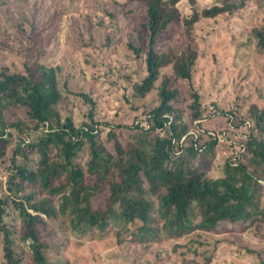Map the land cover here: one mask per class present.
I'll return each mask as SVG.
<instances>
[{
  "label": "trees",
  "instance_id": "16d2710c",
  "mask_svg": "<svg viewBox=\"0 0 264 264\" xmlns=\"http://www.w3.org/2000/svg\"><path fill=\"white\" fill-rule=\"evenodd\" d=\"M183 1L190 13L181 11ZM248 1H115L108 17L116 19L114 11L142 17L135 36L116 41L106 33L100 44L94 42L91 83L81 76L88 81L87 91L78 86L80 76L74 72L83 69L75 60L69 63L76 53L62 65H46L29 49L23 70L0 66V142L15 140L3 161L0 264H48L50 245L42 233L48 227L141 244L135 264H169L161 242L171 239L178 262L188 264L192 260L185 252L201 247L204 254L203 239L210 231L264 225V107L251 103L248 115L241 117L234 111L210 112L191 83L195 50L188 44L178 52L162 45L175 26L189 34L202 18L238 11ZM252 1L263 7V0ZM250 31L255 50L263 52L264 15ZM100 71L112 86L123 77L135 98L153 93V102L136 104L125 95L127 101H119L111 117L99 118L92 95ZM183 81L186 113L179 106ZM71 95L88 103L79 124L72 116ZM215 113L226 117L225 128L239 132L237 137H228L223 129L220 139L203 128L204 119ZM102 127L112 141L109 147L101 138ZM218 147L228 156L221 169L210 173L205 161ZM12 214L14 224L5 220ZM179 239L186 241L173 242Z\"/></svg>",
  "mask_w": 264,
  "mask_h": 264
},
{
  "label": "rangeland",
  "instance_id": "374dc122",
  "mask_svg": "<svg viewBox=\"0 0 264 264\" xmlns=\"http://www.w3.org/2000/svg\"><path fill=\"white\" fill-rule=\"evenodd\" d=\"M115 1L123 0H0V66H8L10 70H23V62H29V49H33L32 56H37L46 65H62L63 59L67 61L76 53L69 63L75 60V64L83 69L82 74L78 69L74 71L80 76L77 83L82 90H89V67L95 56L94 42L96 45L100 44L101 34L105 36L106 33L116 41L123 40L127 35L135 36L134 29L142 17V13H138L137 18L132 13L125 17L122 13L117 14L118 11H114L116 19L108 17L107 12L112 10ZM198 1L200 5H205L212 0ZM261 4L262 8L257 2L249 0L238 11L202 18L189 34L183 27L175 26L165 35L166 40L162 43L165 48L170 47L178 52L188 44L195 50L197 58L191 83L201 93L203 105L212 109L210 112L217 109L224 113L234 111L236 116L241 117L248 115L251 103L264 107V51L255 50V41L250 31V27L263 19L264 0ZM179 6L184 13L191 12L186 1ZM86 59L90 64H86ZM100 72L97 82H94L98 88H94L92 95L97 102L95 112L99 118L105 114L108 118L111 117L118 102L127 101L125 95L136 104L150 105L153 102V93L144 98H135L126 91L127 84L123 77H119L112 86L108 84L103 72ZM181 84L179 106L186 113L189 102L187 84L184 81ZM69 99L74 103V109L71 110L73 119L79 124L88 103L79 101L73 95ZM202 124L203 128L220 139L222 135L217 134L223 129L227 130L226 117L218 113L205 118ZM232 127L235 129L234 125ZM196 128L191 127L190 131L194 132ZM237 133L239 134L231 130L225 132L228 137H237ZM101 135L107 147L112 145V141L106 138V128H101ZM14 141L11 139L9 143L0 142V152L4 154L0 158V196L5 193L3 184L7 175L6 163L3 161H7ZM225 156H228V151L218 147L214 156L205 161L208 172L221 169L222 158ZM85 158L84 154L81 161ZM14 215L5 216V220L14 224ZM53 231L48 227L42 232L43 239L50 245L46 250L48 264H135L137 254L143 250L141 244H117L111 235L89 233L82 236L70 231L63 233L56 228ZM206 235L208 236L203 239L206 245L204 254L201 247L196 252L193 249L185 252L186 259L192 260L188 264H262L260 260L264 261L263 224L253 225L245 230H234L226 226L221 231H210ZM176 241L186 240H173ZM171 245V239L161 242L168 263L180 264L176 259L179 253L173 252ZM255 252L259 253V257Z\"/></svg>",
  "mask_w": 264,
  "mask_h": 264
}]
</instances>
